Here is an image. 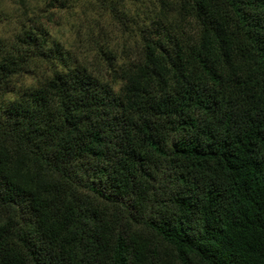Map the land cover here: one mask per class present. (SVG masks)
Wrapping results in <instances>:
<instances>
[{
  "label": "trees",
  "instance_id": "16d2710c",
  "mask_svg": "<svg viewBox=\"0 0 264 264\" xmlns=\"http://www.w3.org/2000/svg\"><path fill=\"white\" fill-rule=\"evenodd\" d=\"M1 1L0 264H264V0Z\"/></svg>",
  "mask_w": 264,
  "mask_h": 264
},
{
  "label": "rangeland",
  "instance_id": "374dc122",
  "mask_svg": "<svg viewBox=\"0 0 264 264\" xmlns=\"http://www.w3.org/2000/svg\"><path fill=\"white\" fill-rule=\"evenodd\" d=\"M3 4L1 7L7 11V12H13L12 5H10L9 1L3 0L1 1ZM36 5L41 7L43 4L41 1H39ZM86 11V10H85ZM11 14V13H9ZM93 17V16H92ZM57 18L59 22L55 24L54 26H51V33L52 35L58 37V35L62 36V42H64L65 48L69 52H74L73 55H81L84 56L83 54H80L82 51H85L86 49H90V46H84L83 44L78 43V41H81L83 38V35L86 34L87 32V27L89 23H86L85 20L86 18L84 17L83 13L81 12V7H76L73 12L68 11V10H63L59 11L57 14ZM91 22L93 21L92 18H89ZM94 19V17H93ZM90 22V23H91ZM104 25H107L106 21H102ZM14 24H6V22H3L2 25L0 26V34L4 35H10L12 33V28ZM80 27V28H79ZM60 33V34H59ZM59 38V37H58ZM115 38V37H114ZM115 41H118L115 38ZM37 74V73H36ZM35 79L34 75L27 76L23 80L24 85H30ZM13 96L12 95H6L4 98V101H7L11 99Z\"/></svg>",
  "mask_w": 264,
  "mask_h": 264
}]
</instances>
